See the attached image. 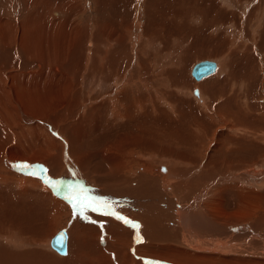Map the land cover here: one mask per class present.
Segmentation results:
<instances>
[{
    "label": "bare ground",
    "instance_id": "bare-ground-1",
    "mask_svg": "<svg viewBox=\"0 0 264 264\" xmlns=\"http://www.w3.org/2000/svg\"><path fill=\"white\" fill-rule=\"evenodd\" d=\"M9 1L10 9L15 18L17 17L13 20L26 17L30 19L31 24L28 21L25 23L31 28L23 30L22 26L16 24L14 28L20 30L14 35V46L8 48L9 38L1 33L0 43H3L8 51L14 50L18 57L26 51L37 56L31 64L33 68H41L40 75L45 83L46 96L50 101L58 103L61 109L69 106L79 93L84 94V97H78L79 101L77 100V109L81 110L80 116L65 130L68 137L65 135L64 142L67 144L59 147L54 145L50 151L49 148L41 149V154L45 157L39 156L38 152L29 153L26 150L24 153H16L12 143L15 139L9 136L12 132L4 106L5 101L10 98L11 85L8 84L10 86L7 87L6 83L14 77L12 78L9 66H6V60L0 58V124L3 132V135L0 133V244L8 245L14 250L16 248V252L20 249L24 252L27 249V254L23 253L24 256H31L36 264H65L70 259L78 261L85 258L95 262L100 258L99 254L107 249L105 244H111L114 250L121 247L120 241H128L122 264L141 263L134 259L133 254L136 256V253L142 259L144 256L146 259L148 255L153 258L150 261H162L165 264H202L205 260L208 263L222 264H264V90L261 93L260 88L258 92L256 90L257 93L250 90L257 82L262 84L264 71H261V74L257 71L258 75L250 73L251 70L243 71L245 73L240 75L236 71H228L226 58L234 53L233 49L229 48L228 53V50L223 48L215 52L220 53L219 60L215 59L213 71L206 74L209 76L195 82L196 80L189 78L190 61L181 54L185 33L179 30L171 33L173 28L165 24L163 32L156 30L159 26L151 22L153 17L149 9V4L156 5V0H146V21L144 25L137 23L135 18L141 0H136L135 7L132 6L134 8L126 7L121 13V36L118 33H115L116 36L110 34L113 39L111 45L119 47L121 54L126 51L125 48L134 45L133 56L130 59L125 56V60H121L125 66L127 64L126 68L120 72L112 66V69L108 70L107 67L113 64L111 60L106 59L112 53L108 52L107 48L105 51L94 48L88 50L90 55L83 56L80 71L72 74L63 68V61L64 64L61 65L59 53L70 54L71 50L73 54L68 57L80 60L81 53L87 52L88 47L81 46V52L76 55L77 49L75 51L74 45L79 41V35L81 40L86 38V46L92 45L91 38L99 37L94 36L92 32L89 37L82 34L92 25L90 14L85 13L84 17H80L83 19L81 31L75 29L73 36L68 37L65 35L67 27L65 28V23L61 20L69 18L65 17L63 9L54 6V3L48 7L50 12L47 14L52 19V30L58 29L57 39L51 34L49 37H53L56 41L54 44L60 45L62 49L55 52L56 47L49 46L51 40L47 41V49L40 48V42L37 40L48 33L47 27L50 25L41 22L47 19L43 14L44 3L52 0ZM129 1L130 5H124L131 7L133 1ZM205 1L204 3L209 1V5L214 7L209 12L215 18L213 25L216 28L225 20H233L232 24L235 22L237 26L240 24L239 16L236 17L235 13L229 10H222V15L215 16L218 0ZM219 1L229 6L235 0ZM102 2L104 3V0H98V5ZM162 3L159 5L162 6ZM100 5L92 12L98 15L103 8ZM174 9H168L165 16L170 14L172 20L180 21L179 12H170ZM58 14L61 17H58ZM162 14L160 17L166 18ZM250 15L248 23L244 20L245 34L248 33L247 26H251L254 15V28L261 27L264 19V0H257L256 5L251 7ZM186 19L188 20V17ZM172 20L166 21L168 25L176 23ZM162 21L159 22L163 23ZM1 23L0 21V27L3 26ZM32 24H35V27ZM3 29L5 33L4 26ZM30 36L37 38L35 40L38 41L39 47H30ZM104 37L96 40L99 42L98 48L107 45V38L104 41ZM69 38L71 39L68 40ZM63 39L65 40L62 41ZM168 40L174 44L171 45ZM229 40L233 43L234 38ZM228 42L229 46H233L234 43L228 40L226 46ZM161 43L163 53L158 51ZM238 45L242 46V43ZM245 45L242 49L236 47V51L246 50L249 53L252 47L247 48ZM260 47L264 50L263 46ZM145 48L146 52L151 51L146 55L147 62L142 60L141 56V60H135L134 54L142 52ZM249 57L255 65H261L262 61L260 62L255 54ZM49 59L57 61L51 64ZM262 59L264 61V56ZM47 62L51 65L50 70L45 68ZM180 64H183V69ZM172 65L176 69L172 68ZM231 67L234 68L233 65ZM245 68L247 69L246 66ZM105 70L113 72V75L109 73L112 75L111 80L103 78ZM180 73L183 74L179 75ZM73 75L77 79L74 88ZM124 80L126 81L123 82ZM69 81L71 84L67 83ZM227 81H230L231 85ZM105 82L107 84L104 85ZM226 84L230 87L227 88ZM196 88L200 89L199 94L198 91L194 93ZM27 96L25 92L17 97L21 107L26 106ZM254 98L258 100L255 101ZM259 99L262 100L261 103ZM24 106L22 108H25ZM207 107L210 109L205 111ZM57 110L52 113L55 115ZM61 111L64 112L65 109ZM52 141L61 144L58 140ZM61 152H64L62 162ZM19 159L32 163L31 168L37 170L34 176L28 168L26 172L16 169L15 161ZM39 159L47 162V167H52L48 173L45 164L36 162ZM16 171L25 172L26 175H18ZM52 178L55 179L53 181L60 182L61 188L58 191L63 190L64 194H69L68 198L55 193L53 187H56L47 182ZM80 178L91 184L90 190L94 194L89 195L84 181ZM79 187L86 192L79 190ZM80 201L84 203L81 204ZM88 203L90 208L86 207ZM115 214L138 227L117 220ZM46 217H49V220L52 217L56 219L51 220L49 224ZM61 227L65 228L67 234L65 254L52 248L51 240L44 233L49 232V236ZM200 233L207 237H216L215 245H211V241L206 244ZM132 239L138 245L132 247ZM1 248L0 264H29L22 259V255L19 256L24 261H19V258L14 257L15 253L7 254L8 250ZM31 250L32 254L29 253ZM202 250L208 253H203ZM220 253H225V256ZM1 254L5 256L2 257ZM111 257L114 261L117 260L115 255Z\"/></svg>",
    "mask_w": 264,
    "mask_h": 264
},
{
    "label": "rangeland",
    "instance_id": "rangeland-1",
    "mask_svg": "<svg viewBox=\"0 0 264 264\" xmlns=\"http://www.w3.org/2000/svg\"><path fill=\"white\" fill-rule=\"evenodd\" d=\"M43 1H45V0H43ZM78 1L79 0H52V2L51 1H46L44 3L45 9L43 11L45 13H43V14L45 16H47L46 17L47 19L45 18L46 19L45 22H41V24H46L47 26L50 25V26L47 27L48 33H46L42 38H38V39L37 38H32L31 36L33 34H30L31 35L30 36L31 38L29 37L30 39H28V41L31 42V43H28V44L32 48L33 47H39L41 45L40 48L47 49L48 48V42L51 40L53 44L51 42H49V44H50L49 46L50 47H56L55 52H56V50H57V52L59 50H62L60 48V45L54 44V42H56L54 40V38L57 39V36L56 35L58 34V29L52 30L53 25L50 24V22H51L52 19H50L49 16H48V14H47V13L50 12V10H49L48 7L50 5L52 6L53 3H54V6H59L60 8H62L63 9V12H64V16L67 17V18H69V20H61L62 23H65V28L67 27L66 28L67 30H66L65 35L67 34L68 37H72L73 36V32H74L75 29L78 30V31H81L82 27H80V26H82L81 22L83 21V19H81V18L85 16L84 15L85 13H88V14H90L89 15L90 16V19L93 21V22H90V24L94 25L93 26L94 28L92 27V25H89L87 27L89 30L88 31H83L82 34L84 36L86 35V37H89L92 33H94V36H99V37L98 38H95L94 37L95 40H93L94 38H91L92 40H90V41L92 42V45L90 46L88 44V46H86L87 45V42H85L86 38H85V40H81V36L79 35V41L77 43H75V45H74V46H76L75 51L77 49V51H76L77 54L76 55L78 56V52H81L82 47H85V48L88 47V49H86L87 52L83 51L84 53L83 54L81 53V56H82L81 59L80 60H76V59H73V58H69L68 55H70L71 53L73 54V52L70 50V54H68L69 52L67 54L64 52L63 55L59 53V55L61 57V60H59L58 58H57V60H59L60 62L63 61L65 63L64 64L62 62L61 65L63 66V64H64L63 68L66 71H68L69 73H72V74H77V72L80 71V69H81V66H82V63H83V61H81V60H82L83 56L90 55V53H91L90 51H88L89 49H94L95 48V49H100V50L103 51L104 49L107 48L108 49L107 51L110 52V53H112V54H110V56L108 55L109 57H108V59H106V61L111 60V62H112L111 64H113V65L109 66V68L107 67V69L110 70V69H112V66H113V68L115 67L114 69H116L117 71H120L121 72V70H124L126 68V66H127V64L125 66V64L121 63V60L122 61L125 60L126 57L128 59H130L133 56L132 53L134 52V50H133L134 45H131V46H128V48H125L126 51H123L124 53L121 54V49L119 47L118 48H115V46L111 45L113 43V39L110 38V37H112L111 35L112 34H115V33H118L121 36V32H119V31H121V13H122L123 9L126 8V7H127L126 9L134 8L135 5H136V0L135 1L132 0L133 3L131 5V7H129L128 5H124L126 3H128L130 5L131 2L129 0H104V3L102 2L101 5L99 4L101 7L103 6V8L101 9V11H100V13L98 15L92 12L93 10H95L94 8H96V7L99 8L98 0H96L97 2L96 1L92 2L91 0H80L79 2ZM174 1L176 2V0H174ZM174 1H172V0H163L162 1L163 3H162L160 0L159 1L156 0V5L153 4L151 6V4H149V9H150L151 15L153 17V19H151L152 20L151 22L152 23L155 22L157 24V26H159V27L156 26L157 27V29H156L157 31L160 30L161 32H163L164 31L163 28L166 27V26L167 27L169 26V28H171V27L173 28L170 31L171 33L174 32V31L176 32L177 30L182 31L183 33H185V35H184L185 41H183V46L181 45V48H182L181 49V54L183 55V57L185 56L187 58V60L190 61V62L188 61L189 64H190V66H189L190 70H191L193 64L195 62L201 60V59H212L214 62H216V60L218 61L219 60V54L220 53L215 54V52H217V50L219 52L221 49L225 48L226 50H228V53H229L230 50L233 49L232 52L234 53V54L231 55V57L229 55L226 58V61H228V62H226V64H227L226 67L229 65L228 66V71H236V73H239V75L241 73H245L243 71L249 72L248 70H251L250 73L253 72L252 74H254V75H258V74H256L257 71H259L260 74H261V71H264V64H263L264 61L262 59V57L264 56V50H262V48L260 47V46H263L264 47V19H263V23H262V25H261L260 28H256V27L254 28V24L253 23L256 20V17H255L256 15H254V17H253V20L254 21L252 20V23L250 24L251 26H247L248 27V33L245 34L246 33L245 32L246 31V27H245L246 24H245V21L244 20H247L246 22L248 23V20H249L248 18H249V16L251 17V15H250L251 7L256 5L257 0L256 1L255 0H252L251 2L253 4H251L250 0H235V1L232 0L233 2H231L229 6H226L225 3L223 5V2H220L218 0L217 1V3H218L217 4L218 5L217 7L218 8L215 11L216 12V15L215 16L218 17L219 15H222V13H223L222 10L223 11L224 10L225 11L229 10V11H232L233 13H235L236 17L239 16L238 19L241 21L240 24H238V26H237V25H235V22H234V24H232L233 20H232V22L230 20L229 21H226L225 20V21H223V23L221 25H219L221 28L219 26H217V28H216L215 25H213V21L215 20V18L212 16V14H210L211 12H209V11H210V9H213L214 7H211L209 5L210 2L208 0H206V1L205 0H203V1L202 0H192V1L191 0H181V1L178 0L176 2V4H175ZM204 1L205 2L208 1L209 3L208 2L207 3H204ZM240 1H241V3H240ZM157 2L162 3V6H161V4L159 5V3H157ZM170 2H172V4H169ZM145 3H146V0H141V2L139 4V7L137 9L138 12H137L136 18H135V21L137 23L140 22L141 25H144V23L146 21V5H145ZM93 5H95V6H93ZM132 6H134V7H132ZM172 6L177 7V8L174 9V7L172 8ZM223 7H225V9ZM10 8H11V3H10L9 0H0V21L2 22L1 25H3L4 28H6V31L4 33L3 32L4 31L3 26L0 27V33L3 36L6 35L7 38H9L7 40L8 41V44H9L7 46L8 48H10L11 46H14V43H13L14 42V39H13L14 38V35L16 34V31L17 30H20V29L14 28L16 26V24H17V26H22L21 29H23V30L30 29L31 28L30 26H28V24H26L27 23L26 21H28L29 24H31L30 19H27L26 17L19 18V20L18 19L17 20H13V19H16L17 17L15 18V15H14L12 9H10ZM170 8L171 9H174V10H171L170 12L175 13V14L177 12L180 13V15H181L180 16L181 17V20L180 21H177L176 22V21L172 20V15H170V14H168L167 16H165V14L169 11L168 9H170ZM71 9H72V13H74V14H72V13L70 14V10ZM215 9H216V7H215ZM218 9H220V10L218 11ZM82 10H83V12H82ZM89 10H91V11H89ZM165 10H167V11H165ZM190 11H191V13H190ZM103 12H105V13H103ZM160 12H162L163 14L160 13ZM215 12H213V15L215 14ZM11 13H12V15H11ZM26 13H30V12H26ZM21 14H23V13H21ZM161 14L164 17H166V18L160 17ZM24 15H26V14H24ZM58 15H59L58 17H61L60 14H58ZM78 15H79V17H78ZM188 15H190L191 17L188 16ZM199 16H200V18H199ZM244 16H246V17H244ZM184 17H186V18L188 17V20L189 21L186 18L184 19ZM9 18H10L11 21L9 20ZM156 18H158L159 20L157 19L158 20L157 21ZM162 18H163V21L161 20ZM73 19L76 20V21H74ZM191 19L192 20L194 19V20L192 21ZM100 20H102V21L100 22ZM171 20L174 21V22H176V23H173L172 26L168 25L169 23L166 22V21H171ZM198 20H200V21H198ZM159 21H162L163 23H161ZM95 22H96V24H95ZM159 23H161V27H160ZM116 24L120 25L119 26L120 28ZM32 26L35 27V24H32ZM74 26H76V27H74ZM117 27H118V29H117ZM103 29H105V30H103ZM219 29L222 30V31L219 32L220 31ZM101 30H103V33H106V35L103 34V33H101L102 32ZM255 30H259V31L257 32ZM160 31H158V32L160 33ZM50 34L53 35L54 38L53 37H49ZM102 34H103V36H105L103 38L104 41L107 38L106 41H105V43L107 45L106 46H103L102 45V46H100L101 48L100 47L98 48V44L97 43H99V42H97L96 40L102 39V37H103V36H101ZM256 34H257V36H256ZM35 35H37V34H35ZM35 35H33V36H35ZM63 36L64 35H62V37ZM115 36H116V34H115ZM226 36H228V37H226ZM225 37H226V39H225ZM229 38L230 39L231 38H234V40H233V43L234 44L232 43V40H229ZM35 39H37L40 42L39 43L40 45L38 44V41H36ZM40 39H42V40L40 41ZM70 39L71 38H69L68 40H70ZM254 39H255V41H254ZM261 39H262V41H261ZM64 40L65 39H63L62 41H64ZM226 40L231 41V43L233 44V46L232 45L229 46L230 42H228L227 43V46H226L225 45L226 44ZM33 42L34 43L36 42V43L33 44ZM243 42L246 43V45ZM168 43H170L171 45L174 44L170 40H168ZM241 43H242V46H239L238 44L241 45ZM51 45H53V46H51ZM244 45L247 48H248V46L249 47H252V48H250L249 53H247L246 50H243L244 52L242 51L244 54L242 52H240V50H238L239 52L236 51L237 50L236 47L239 46V48L242 49L241 47H244ZM7 47H4L3 46V43H0V55H1L0 58L3 59V60H6V62H5L6 63V66H9L8 68L11 69L10 72L12 74V78L14 77L13 80H10L9 79V82L6 83L7 84L6 85L7 87H9L11 85L10 86V89H9V97L10 98H9V100L5 101V104H4L5 110H6V115H7L6 117L9 120L8 126H10V130L12 132V133H9V136H11L12 139H15L14 142L12 141L14 151L16 153H19L20 151H22L24 153V150L28 151L29 153L38 152V155L39 156L45 157V155H42L41 154V149H43V148L44 149L45 148L48 149L49 148V151H50L51 148H52V146H54V145L57 146V147H59L60 145L67 144L66 141L64 142L65 135L68 137V135L66 134L65 130L68 127L72 126L73 125L72 123L74 121H76L78 119V117L80 116L79 114H80L81 110L77 109V106H78V103H79L78 102L79 101V98L82 99L84 97V94L79 93V95H78L79 98L76 97L77 99L76 98H75L76 100L73 99L72 103L69 106L61 109L59 107L58 103H55V101H50V98L46 96L47 91H46L45 83H44V80L41 78V75H40L41 72H42L41 71V68L40 69L33 68L32 64H31V63H33V60H35L37 56L35 57L34 54H29L28 51H26L27 54L24 53L22 55L23 57L22 56H19L20 57L19 58L18 55H16V53L13 52L14 50L8 51ZM62 47L63 48L65 47V43L62 45ZM229 48H230V50H229ZM114 49H116V50H114ZM158 49H159L158 50L159 53H163L164 52V51H162V43H161V46L158 47ZM115 51H119V52L116 53ZM148 52L150 53L151 51H148ZM148 52H146V48L142 52H136L134 54L135 55V60H141L142 59L145 62H147L146 55H147ZM19 53L22 54L23 52L19 51ZM101 53H103V52H101ZM252 54H255V56L259 58V61L260 62L262 61L263 63L261 62V65L258 64V63H256V65H255V63H253L252 61H250V57L249 56H251ZM74 55H75V52H74ZM140 56H141V59H140ZM238 56H240L241 58L238 57ZM64 58H65V60H64ZM57 60L56 59H49V61H50L51 64L55 63V61H57ZM231 60L233 62H231ZM66 61H68V62H66ZM106 61L104 60L103 63H105ZM118 61H120L119 62L120 64H118ZM78 62H80V63H78ZM243 62H245V63H243ZM9 63H10V65H9ZM240 63H242L241 64L242 66L240 65ZM74 64H76L75 65L76 69L74 67ZM230 64H231V66L232 65L234 66L233 69L230 66ZM25 65H26V68H25ZM245 66L247 67V69L245 68ZM66 67H67V69H66ZM95 67L96 68L98 67L96 65V63H95ZM173 67H174V69H176V67L172 65V68ZM45 68H47V69L49 68L48 70H50L51 69V65H49V63L47 62V65L45 66ZM182 69H183V66H182ZM182 69H179V70H182ZM108 70H105V74H104L103 78L105 77V78H109V80H111L110 77H112L113 72L112 71L110 72ZM239 70H241V71L239 72ZM109 73H111L112 75L109 74ZM177 74H178V71H177ZM182 74L183 73H180L179 75H182ZM189 74H190V72H189ZM262 75H263L262 84L259 85L258 82H257L255 84V87L254 88H252V87L250 88L251 91L255 90V93H257L260 90V93H261V91L263 92V90H264V73ZM206 76H209V75H205V76L201 77L200 79H196L192 75V73H191L190 76H189V78L190 79H193V80H196L195 82H200V81H202V78L204 79V78H206ZM183 77H185V79H186V76L185 75ZM10 81H12V83ZM125 81L126 80H124L123 82H125ZM67 83L71 84L70 81L67 82ZM76 83H77V79L74 78V75H73V79H72L73 88L75 87V84ZM227 83H229L231 85V82L230 81H227ZM1 84H2V80H1V77H0V86L2 87ZM8 84H10V85H8ZM103 84L105 85L107 83L105 82ZM229 84H226V87L227 88L230 87ZM257 84H258V86H257ZM237 85H238V83L235 86L237 87ZM63 86H64V84H63ZM196 89H197L198 94H199V90L200 89L199 88H196ZM256 90H257V92H256ZM1 92L2 91L0 90V93ZM25 92H27L28 96L25 97L26 106L23 105L25 108H22L23 106L21 107V105L17 101V97L20 94H23ZM255 98H258V97H255ZM255 98H254L255 101L258 100V99H255ZM187 100H189V99H187ZM75 101H76V103H75ZM259 101H260V103L262 102L261 99H259ZM263 102H264V100H263ZM89 105H91V104H89ZM64 109H65L64 112L61 111V110H64ZM209 109H210V107H207L205 109V111H208ZM56 110L58 112L54 115L52 112H56ZM206 113H209V112H206ZM24 115H26V117H24ZM41 120L44 121V123H41L42 122ZM16 123H18L20 126L19 125H16ZM0 133L3 135V132L1 130V124H0ZM52 140H58L59 142H61V144L60 143L53 142ZM65 148H66V146H65ZM63 153L64 152H61V162L63 161V158H64ZM65 155H66V152H65ZM65 158H66V156H65ZM36 162H41V163H43V165L45 164L44 166L47 169L46 170V173H48L50 171V169H52L51 166L50 167L48 166L49 168L47 167V162H45L44 160H40L39 159V161L37 160ZM15 163H16L15 165H16V169L17 170L19 169V170H23L25 172L28 169L30 171L31 166H32V163L30 161H26V159H19L18 161H15ZM22 165H28L29 167H27L28 169L27 168H23V167L22 168L19 167V166H22ZM33 171H35L33 173H36L37 172L36 168H34ZM25 172L22 173L20 171L19 172L16 171V173H18V175H23V174L26 175ZM39 172H41V171H39ZM39 172H38V174H39ZM30 174H32V172H30ZM35 176L36 177H39L37 175H35ZM45 176L47 178H49L48 177L49 175L47 176V174H46ZM73 178H75V177H73ZM80 179H82L84 181V186H86L85 189L89 193V195L94 194L90 190V185L91 184L88 181H86V179H84V178H80ZM74 184L78 185L77 183H74ZM80 188L81 187H79L78 189L81 190ZM85 189L84 190H81V191L82 192H86ZM62 200H64V199H62ZM86 207L90 208L91 206H89V204H88ZM56 215H58V214L56 213ZM54 218L56 219V217H52L49 220V217H48V219L46 217V219L48 220L47 223L49 222V224H50L51 223V220H53ZM60 229H62V227L56 229L49 236H48L49 232L47 233V231H46L44 233H46V237L51 240V237L58 230H60ZM180 233H181V231H180ZM200 235L202 236V238H203V240H204V242L206 244H209L208 241H211V245L212 244L215 245L214 244V239L216 237H213V236L207 237V236H204L201 233H200ZM106 241H107L106 243L109 242L108 239ZM66 242H67V238H66ZM179 242H181V241H179ZM127 243H128V241H124L122 243L120 241L121 247L116 248L114 250H113L111 244H109V245L108 244H105L104 246H106L107 249H105L102 253L99 254L101 256L95 262H92V261L90 262V260L88 261V259L85 258L86 260L85 259H81V260H78V261H76V260L74 261V260L70 259L69 260L70 262L69 261L68 262L66 261V263L67 264H114V263L115 264H122V261L125 260V258L123 257V255L127 252L126 249H125V245ZM136 244L137 243L134 242V240L132 239V247L136 246ZM0 245H1L0 247H2L1 250H5V251L8 250L7 251L8 252L7 254H9V252L15 253V256L14 257L19 258V261H24L25 260L29 264H31V263L32 264H36L35 259L30 258L31 256H28V255L27 256L26 255L24 256V254H27V251H28L27 249L24 252L21 251V249L19 251L17 250V252H18L17 253L16 252V248L14 250V248H9L8 245H6L7 247L5 246V244H0ZM52 248H53V246H52ZM201 252L208 253V252L203 251V250ZM20 253H22V254H20ZM29 253L32 254L33 253L32 250L29 251ZM19 255L20 256L22 255L23 258L22 257L21 258L24 259V260L20 259V256ZM112 255H115L117 257V260L114 261L113 257H111ZM220 255L221 256H225V253H220ZM3 256H5V255H2V257ZM133 256H134V259L135 260L141 262V263H137V264H165L162 261H158V262H155V263L153 261H150L153 258H151L148 255H147V257H149L150 259H148L146 257L147 260L144 258L145 256L142 259L140 256H138L137 253H136V256L134 254H133ZM241 256H244V255H241ZM247 256H249V255H247ZM9 257H10V255H9ZM112 260L114 261V263H112L113 262ZM149 262H151V263H149ZM202 264H222V263H208L205 260ZM223 264H228V263H223Z\"/></svg>",
    "mask_w": 264,
    "mask_h": 264
},
{
    "label": "water",
    "instance_id": "water-1",
    "mask_svg": "<svg viewBox=\"0 0 264 264\" xmlns=\"http://www.w3.org/2000/svg\"><path fill=\"white\" fill-rule=\"evenodd\" d=\"M214 67H215V62L212 59H201L193 64L191 68V73L195 78L198 79L199 77L204 76L210 73L211 71H213ZM47 182H49L52 185V187L55 186L57 188L59 186V184H57L55 181L51 179H49ZM61 195L65 196L64 194ZM66 238L67 235L65 228L58 230L51 237V242L53 247L61 254H65L67 252Z\"/></svg>",
    "mask_w": 264,
    "mask_h": 264
},
{
    "label": "snow or ice",
    "instance_id": "snow-or-ice-1",
    "mask_svg": "<svg viewBox=\"0 0 264 264\" xmlns=\"http://www.w3.org/2000/svg\"><path fill=\"white\" fill-rule=\"evenodd\" d=\"M19 167L27 168L29 166L28 165H22V166H19ZM33 175H34V173H33ZM93 210H95V209H93ZM115 218L117 220L123 221L125 224H129L132 227H138V225H135L134 223L130 222L129 220H127L126 218L120 216L119 214H115Z\"/></svg>",
    "mask_w": 264,
    "mask_h": 264
}]
</instances>
